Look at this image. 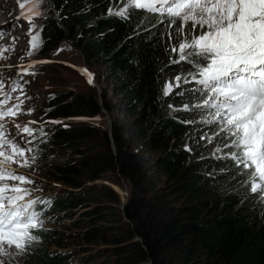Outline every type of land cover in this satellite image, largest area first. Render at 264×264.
<instances>
[{"label":"trees","instance_id":"1","mask_svg":"<svg viewBox=\"0 0 264 264\" xmlns=\"http://www.w3.org/2000/svg\"><path fill=\"white\" fill-rule=\"evenodd\" d=\"M46 2L40 55L70 43L88 67H97L93 76L100 92L55 93L47 99L43 115L89 120L105 110L111 128L109 134L86 121L56 125L49 130L50 148L64 149L66 159L44 166L43 175L75 187L80 183L73 178L95 181L110 172L127 180L131 189L114 215L123 225L115 228L111 239L90 226L93 219L104 220L99 210H83L80 220L89 225L84 231L91 229L79 239L93 245L85 258L78 250L51 248L63 243L59 233L43 223L35 230L39 239L31 242L19 264H88L109 252L116 264H264V193L250 191V173L242 166L216 158L231 151L223 147L230 143L226 135L217 137L215 154L183 145L195 131L194 111L184 110L189 87L184 86L182 95H163L166 83L176 76L191 80L196 71L187 62L173 63L179 58L170 51L174 44L169 36L175 32L169 21L161 23L159 14L142 10L127 18L109 14L110 9L119 11L121 0ZM39 124L28 127L33 133H47ZM218 129L213 125L214 134ZM217 147L223 151L216 152ZM93 187L87 189L117 201L114 193ZM85 190L63 189L36 199L37 210L49 217V223L72 219L73 209L78 211L77 206L90 198ZM110 243V250H96L98 244Z\"/></svg>","mask_w":264,"mask_h":264},{"label":"snow or ice","instance_id":"2","mask_svg":"<svg viewBox=\"0 0 264 264\" xmlns=\"http://www.w3.org/2000/svg\"><path fill=\"white\" fill-rule=\"evenodd\" d=\"M41 2L28 0L33 11ZM28 4H20L22 14ZM135 10L159 14L161 23L169 21L175 32L169 36L174 44L170 51L179 57L173 63L194 65L192 81L199 85L195 91L201 94V99L207 97L195 105L202 112H209L210 119L201 123L220 126L215 137L230 138V143L223 147L231 151L216 158L230 160L237 168L242 166L250 173V191L254 195L264 193V0H127L122 9L115 12L110 9L109 14L127 18ZM37 40V36L32 37L27 55H33L38 48ZM81 72L86 74V70ZM88 82L92 83L90 75ZM181 82L190 81L176 76L175 82L163 86V95L173 94ZM18 87L22 86L14 81L5 92L0 79V105ZM19 107V104H9L6 110L0 107V256L12 249L19 255L27 252L31 242L39 239L35 230L44 223L42 212L37 210L39 201L28 199L31 192L22 187L34 181L16 170L31 167L36 156L29 158L26 154L32 149L17 144L7 132L5 117L15 116ZM16 127L17 135H32L34 131L26 125ZM222 151L221 147L216 148V152ZM0 264L5 262L0 259Z\"/></svg>","mask_w":264,"mask_h":264},{"label":"rangeland","instance_id":"3","mask_svg":"<svg viewBox=\"0 0 264 264\" xmlns=\"http://www.w3.org/2000/svg\"><path fill=\"white\" fill-rule=\"evenodd\" d=\"M119 2L120 1H118V4ZM0 3V33H2V36H0V79L4 82L5 92L7 91V85L12 84L14 81L22 86L12 92L11 98L4 105H0V107L6 110L9 104L20 105L15 116L9 114V116L5 117L7 132L10 136L14 137L17 144L32 149V152L26 154L29 158L33 155L36 156L35 163L32 164L31 167H20L16 170L34 181L32 184L22 185V187L28 188L31 192L30 197H27L28 199L47 197L59 193L63 189L77 191L80 188H85V191H89L90 198L87 196L86 200H84V204L77 206L78 211L73 209L72 219H66L61 223H49V221H51L48 220L49 217L41 216L48 229L56 230L59 233L60 240L63 243L59 248L54 246H51V248L69 252L78 250L80 251L78 253H81L78 256H84L83 258H85L87 254H89V251H91L90 249L93 245L86 246V244H83L79 239L80 235L86 234V232L91 229L84 231V228H87L89 225L86 226L85 223H82V220H80L83 217V210L91 206L99 210L104 220L94 222L95 219H93V223L90 226H96L105 239H111L113 237L109 236L114 234L115 228L123 225L122 222L114 220V215L126 204L131 187L127 180L118 176L116 173L110 172H106L105 176L95 181L83 180L80 182L81 180L73 178V180L77 181L75 184L80 183V186L75 185V187L46 178L43 174L47 171V168H43L44 166H50L51 163H55L56 161L61 162L66 159L64 149H58L57 147L50 148L52 147V135L49 133V130H52L56 125L61 123H79L86 121L96 128H101L109 133L111 119L105 111L94 119L89 120L78 118L49 119L45 118L42 110L45 109L47 99L55 93H61L67 90H73L77 93L99 92V86L93 76V70L97 69V67H88L81 53L74 49L68 42L60 43L45 56L40 55L42 49V19L47 13L46 0H42L39 8L34 11L31 10L32 5L28 4V0H5V2L0 0ZM22 3L28 4L24 9V13L28 16L25 18L20 16V4ZM126 3L127 0H121L120 6L116 4L118 5L117 10L122 9ZM29 17L31 18L30 20ZM189 35H191V33ZM33 36L38 37V48L33 50V55L29 56L27 53L31 50L30 41ZM29 65H33V67H28ZM25 69L27 70V74H24ZM81 70H86V74L82 73ZM18 73L20 75H18ZM89 74L92 75L91 84L88 82ZM189 81L190 82L186 84L181 82V87L175 89V92L179 94L183 93L181 90L184 86L191 89L188 95H186L188 96L187 98L190 99L186 106L188 109L193 110L195 114V118L191 121L195 126V131L191 136L186 137V141H183V145L194 149L200 147L202 152L205 151L208 154H215V149L213 150V148L215 147L217 137H215L216 133L214 134L212 131L213 125L201 123L205 118L210 119L209 112H202L195 107L196 104L203 103V99H207V97L201 99V94L195 91L199 85L192 81V79ZM172 82H175V79ZM101 83L104 84L103 81H101ZM17 97H19V99H17ZM38 123H40L38 126L45 127V129L47 128L46 130H48V132L38 131L32 135L26 133L17 135L18 129L16 125L23 127L25 125L28 126ZM219 131L220 126L217 132ZM213 137L215 138L213 139ZM29 140L32 141L31 144L27 143ZM210 140L211 142H209ZM227 140L229 141L230 138H227ZM49 149H52V153ZM154 158L155 155H150L151 160ZM8 182L11 184H19L18 181ZM91 186L97 189L99 188V190H106L107 192L110 191L114 193L117 197V201L112 202L103 195L98 194L99 191L87 189L91 188ZM113 210L115 212H113ZM96 248L98 251H108L110 250L109 248H113V246H111V243L107 245L98 244ZM106 254L108 255L91 260L88 264L117 263V260L113 257V253L110 254L109 252ZM26 257V252L19 255L12 249L3 256H0V259H2L5 264H19L22 260L25 261Z\"/></svg>","mask_w":264,"mask_h":264},{"label":"water","instance_id":"4","mask_svg":"<svg viewBox=\"0 0 264 264\" xmlns=\"http://www.w3.org/2000/svg\"><path fill=\"white\" fill-rule=\"evenodd\" d=\"M90 76H91V78H92V75L91 74H89ZM98 91L100 92V88H98ZM100 102H101V98H100ZM103 111H105V110H103ZM109 123H110V120H109ZM109 134H110V126H109Z\"/></svg>","mask_w":264,"mask_h":264},{"label":"bare ground","instance_id":"5","mask_svg":"<svg viewBox=\"0 0 264 264\" xmlns=\"http://www.w3.org/2000/svg\"><path fill=\"white\" fill-rule=\"evenodd\" d=\"M1 1H4L5 2V0H1ZM8 1V0H7ZM1 4V3H0Z\"/></svg>","mask_w":264,"mask_h":264},{"label":"clouds","instance_id":"6","mask_svg":"<svg viewBox=\"0 0 264 264\" xmlns=\"http://www.w3.org/2000/svg\"><path fill=\"white\" fill-rule=\"evenodd\" d=\"M21 16V15H20ZM24 18V17H23Z\"/></svg>","mask_w":264,"mask_h":264}]
</instances>
